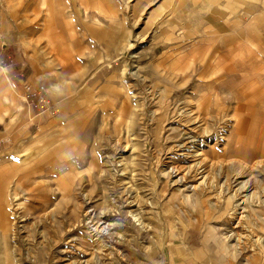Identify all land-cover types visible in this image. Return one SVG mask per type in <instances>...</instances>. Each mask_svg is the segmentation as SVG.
Segmentation results:
<instances>
[{
    "label": "rangeland",
    "instance_id": "obj_1",
    "mask_svg": "<svg viewBox=\"0 0 264 264\" xmlns=\"http://www.w3.org/2000/svg\"><path fill=\"white\" fill-rule=\"evenodd\" d=\"M8 1L2 12L0 0V32L18 44L11 51L27 74L54 63L48 83L60 91L17 92L0 65V132L11 120L17 133L8 152L0 143V192L8 197L0 218L9 217L0 222V250L8 248L0 259L155 264L165 250L169 264H264V68L245 81L249 94L237 87L225 102L215 87L198 89L197 77L172 74L165 61L181 54L149 45L140 21L134 45L110 61L79 63L83 77L64 78L48 45L62 36V16L38 13L26 6L32 0L16 13V0ZM190 133L192 149H180ZM104 221L109 230L90 236Z\"/></svg>",
    "mask_w": 264,
    "mask_h": 264
},
{
    "label": "crops",
    "instance_id": "obj_2",
    "mask_svg": "<svg viewBox=\"0 0 264 264\" xmlns=\"http://www.w3.org/2000/svg\"><path fill=\"white\" fill-rule=\"evenodd\" d=\"M5 2L2 12H6L5 9L9 7V1ZM24 2L16 0V13L25 7ZM26 6L37 8L38 13H58L62 16V36L54 37L53 40L50 38L48 45L54 47L51 53L56 57L55 60H49L58 63L63 61L60 76L64 78L83 77L75 74L77 69L74 67L79 66V63L110 61L119 55L121 47L134 45L137 37L135 28L140 21L149 29V45L166 46L168 56V47H173L170 54H181V58H168L165 61L167 66L170 63L172 74L197 77L195 84L198 89L215 87V92L224 95L225 102L238 97L236 92V95L231 94L234 88L238 87L241 97L249 94L244 84L250 82L247 79H258L259 70L264 68V59L261 60L264 55V0H32ZM56 25L53 27L55 34L61 28ZM16 45L7 42L3 32H0V65L5 63L8 82L12 80L17 92L23 89L28 93L24 86L30 85L34 91L44 87L58 94L60 89H55L57 85L51 79L48 83L49 78H55L57 66L52 63L49 67L51 61H42L39 66L35 64L30 74H27L28 64L22 61L17 51H11V47ZM201 61L207 65L199 66ZM249 61L252 62L250 66L247 65ZM211 75L218 77V81L205 84L203 81ZM168 76L165 74V77ZM65 88L62 93L67 91ZM25 117H28L27 111L26 115L20 116V120L23 121ZM1 124L3 130L0 132V143L6 153L11 149L17 133L15 129L9 131L10 126L13 127L11 120H3ZM24 142L27 143L23 140L22 145ZM2 193L0 207H4L8 199ZM7 219L8 215L2 213L0 222L6 224ZM6 232L3 230V233ZM16 248L21 249L19 246ZM7 249L4 245L0 253H7ZM159 256L155 264H169L165 250ZM0 264L6 262L0 259ZM178 264L212 263L202 259L189 262L188 259Z\"/></svg>",
    "mask_w": 264,
    "mask_h": 264
},
{
    "label": "bare ground",
    "instance_id": "obj_3",
    "mask_svg": "<svg viewBox=\"0 0 264 264\" xmlns=\"http://www.w3.org/2000/svg\"><path fill=\"white\" fill-rule=\"evenodd\" d=\"M191 132V131H190ZM191 134V133H190ZM188 136V137H187ZM186 137H187V141H186V145L185 144H181V145H179V147H180V149H185V150H187V149H189V148H191V147H188L189 145H192V143H194V142H196L195 140V138H194V136L191 134V135H187ZM186 140V139H185ZM192 149V148H191ZM188 151H192V150H188ZM199 153H200V151H199ZM187 154H191L192 155V153H185V154H182V156L184 155H187ZM198 154V153H197ZM201 154V153H200ZM199 155V154H198ZM189 157H195V155H192V156H190V155H188ZM187 158V157H186ZM197 162H198V160H197ZM201 163V162H200ZM194 164V162L192 163V165ZM193 167V166H192ZM195 167V166H194ZM187 168V167H186ZM196 168H199V165L197 166V167H195V168H193V169H196ZM172 170H174V169H172ZM176 170V169H175ZM174 170V171H175ZM197 171L199 172V169H197ZM103 224H104V227H101L100 229H98L97 227L95 228V229H91V231L89 232V235L90 236H97V234L95 233V232H105V231H107V230H109V224L106 222V221H104L103 222Z\"/></svg>",
    "mask_w": 264,
    "mask_h": 264
},
{
    "label": "built area",
    "instance_id": "obj_4",
    "mask_svg": "<svg viewBox=\"0 0 264 264\" xmlns=\"http://www.w3.org/2000/svg\"><path fill=\"white\" fill-rule=\"evenodd\" d=\"M24 88H25V90H26L29 94L32 93V91H31V87H30L29 85L24 86Z\"/></svg>",
    "mask_w": 264,
    "mask_h": 264
}]
</instances>
